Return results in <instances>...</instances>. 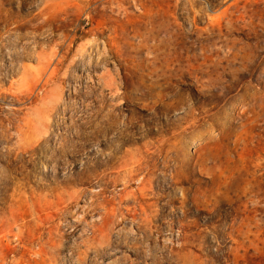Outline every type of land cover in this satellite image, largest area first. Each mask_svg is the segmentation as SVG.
I'll use <instances>...</instances> for the list:
<instances>
[{
  "label": "rangeland",
  "instance_id": "obj_1",
  "mask_svg": "<svg viewBox=\"0 0 264 264\" xmlns=\"http://www.w3.org/2000/svg\"><path fill=\"white\" fill-rule=\"evenodd\" d=\"M109 262L264 264V0H0V264Z\"/></svg>",
  "mask_w": 264,
  "mask_h": 264
},
{
  "label": "bare ground",
  "instance_id": "obj_2",
  "mask_svg": "<svg viewBox=\"0 0 264 264\" xmlns=\"http://www.w3.org/2000/svg\"><path fill=\"white\" fill-rule=\"evenodd\" d=\"M123 227H124V226H123ZM125 228H126V227H125ZM125 228H124V229H125ZM119 230H120V229H119ZM112 261H113V260H112ZM109 263H111V262H109ZM111 264H112V263H111Z\"/></svg>",
  "mask_w": 264,
  "mask_h": 264
}]
</instances>
